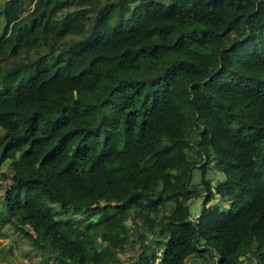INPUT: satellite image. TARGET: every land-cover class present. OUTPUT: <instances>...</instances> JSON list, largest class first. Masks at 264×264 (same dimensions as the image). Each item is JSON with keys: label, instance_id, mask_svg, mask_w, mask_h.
Instances as JSON below:
<instances>
[{"label": "trees", "instance_id": "obj_1", "mask_svg": "<svg viewBox=\"0 0 264 264\" xmlns=\"http://www.w3.org/2000/svg\"><path fill=\"white\" fill-rule=\"evenodd\" d=\"M0 228L30 264H264V0H0Z\"/></svg>", "mask_w": 264, "mask_h": 264}, {"label": "rangeland", "instance_id": "obj_2", "mask_svg": "<svg viewBox=\"0 0 264 264\" xmlns=\"http://www.w3.org/2000/svg\"><path fill=\"white\" fill-rule=\"evenodd\" d=\"M204 178L210 182L212 189L215 186L224 181L225 175L222 172L217 171L212 167V164L207 167V171ZM201 173L200 170H193V182L201 183ZM203 195H199L193 198L189 205V212L191 217H196L200 214L203 208ZM216 200L212 199L207 205L215 203ZM137 246L128 253V257H133L138 252ZM31 252L25 242L21 241L20 238L13 234L9 230L0 228V264H30Z\"/></svg>", "mask_w": 264, "mask_h": 264}, {"label": "built area", "instance_id": "obj_3", "mask_svg": "<svg viewBox=\"0 0 264 264\" xmlns=\"http://www.w3.org/2000/svg\"><path fill=\"white\" fill-rule=\"evenodd\" d=\"M160 259H161V252L158 251L156 254V258L154 260V264H160Z\"/></svg>", "mask_w": 264, "mask_h": 264}]
</instances>
